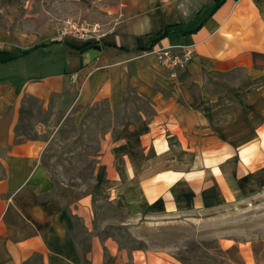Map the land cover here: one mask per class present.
Wrapping results in <instances>:
<instances>
[{
	"label": "crops",
	"instance_id": "obj_1",
	"mask_svg": "<svg viewBox=\"0 0 264 264\" xmlns=\"http://www.w3.org/2000/svg\"><path fill=\"white\" fill-rule=\"evenodd\" d=\"M213 4L0 0V264H154L104 234L99 196L130 219L206 217L264 190V0ZM65 17L105 34L61 38ZM168 46L190 52L174 73L157 57ZM67 91L74 106L118 107L128 93L150 105L103 140L85 190L57 184L40 145L14 136L24 98Z\"/></svg>",
	"mask_w": 264,
	"mask_h": 264
},
{
	"label": "rangeland",
	"instance_id": "obj_2",
	"mask_svg": "<svg viewBox=\"0 0 264 264\" xmlns=\"http://www.w3.org/2000/svg\"><path fill=\"white\" fill-rule=\"evenodd\" d=\"M67 18L56 20L58 28ZM141 109L148 113L150 105L134 93H128L118 107L105 100L74 106L68 91L45 103L26 97L14 136L40 145L41 164L57 184L85 190L94 180L103 140L116 133L127 111L135 118ZM2 155L0 150V177L4 172ZM95 206L104 234L127 253L142 250L146 255L156 254L154 264H166L165 259L174 264H236L233 259L238 247L246 264H264V190L206 217L130 219L100 196Z\"/></svg>",
	"mask_w": 264,
	"mask_h": 264
},
{
	"label": "built area",
	"instance_id": "obj_3",
	"mask_svg": "<svg viewBox=\"0 0 264 264\" xmlns=\"http://www.w3.org/2000/svg\"><path fill=\"white\" fill-rule=\"evenodd\" d=\"M104 34L105 31L101 23L97 21L67 18L59 28V36L61 38L70 36L88 43H99ZM181 48L183 47L168 46L157 51L158 60L167 71L174 73L190 57V52L185 49L181 50Z\"/></svg>",
	"mask_w": 264,
	"mask_h": 264
},
{
	"label": "trees",
	"instance_id": "obj_4",
	"mask_svg": "<svg viewBox=\"0 0 264 264\" xmlns=\"http://www.w3.org/2000/svg\"><path fill=\"white\" fill-rule=\"evenodd\" d=\"M221 2H222V0H214V4L212 5L210 11L215 10V9L220 5ZM200 21H201V20H200ZM194 28H195V27H193V29H194ZM187 30H188V29H187ZM170 31H171V28H166V29H164V30L162 31V33H161L160 36H164V35L168 34ZM182 31H183V30H182ZM13 81H14L15 83H17V85H18L19 79H13Z\"/></svg>",
	"mask_w": 264,
	"mask_h": 264
}]
</instances>
